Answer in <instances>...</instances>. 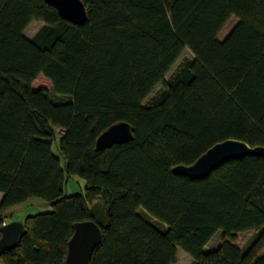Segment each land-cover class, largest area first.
I'll use <instances>...</instances> for the list:
<instances>
[{
	"label": "trees",
	"instance_id": "16d2710c",
	"mask_svg": "<svg viewBox=\"0 0 264 264\" xmlns=\"http://www.w3.org/2000/svg\"><path fill=\"white\" fill-rule=\"evenodd\" d=\"M81 1L76 25L43 0H0V226L29 199L51 208L22 220L0 264H64L86 220L102 234L89 264H176L178 249L190 264H264V157L202 180L172 171L229 138L264 146V0ZM33 21L43 24L28 38ZM39 75L50 90L32 88ZM119 121L133 140L96 150ZM56 142L83 193L64 194Z\"/></svg>",
	"mask_w": 264,
	"mask_h": 264
},
{
	"label": "water",
	"instance_id": "95a60500",
	"mask_svg": "<svg viewBox=\"0 0 264 264\" xmlns=\"http://www.w3.org/2000/svg\"><path fill=\"white\" fill-rule=\"evenodd\" d=\"M54 6L61 19L82 25L87 20V11L81 0H43ZM133 140L131 126L124 121L116 122L102 131L95 140L96 150ZM247 156L264 157V146H250L244 141L229 138L207 149L190 165H176L173 173L192 180L205 179L211 171L226 162ZM24 229L22 221H10L0 226V250L14 247ZM102 234L92 220L73 224V234L67 242L64 264H89L91 254L101 242Z\"/></svg>",
	"mask_w": 264,
	"mask_h": 264
},
{
	"label": "rangeland",
	"instance_id": "374dc122",
	"mask_svg": "<svg viewBox=\"0 0 264 264\" xmlns=\"http://www.w3.org/2000/svg\"><path fill=\"white\" fill-rule=\"evenodd\" d=\"M236 23H237L236 18L234 17L230 18L229 21L226 23V25L223 27V29L220 31L218 38L223 39L231 31V29L236 25ZM42 24L43 23L41 21L31 22L30 25L24 31V35L28 38H31L37 32V30L42 26ZM183 57H191V54L188 51H184L182 56L176 61L173 68L170 70V72L168 73L166 77H168L171 74V72L176 68V66L178 65V63ZM32 88L33 89L43 88V89L50 90L51 82L47 78H45L43 75H39L34 80L32 84ZM159 88H160V85H158L153 90V92L148 96L147 99L153 96ZM52 152L56 156L59 157L61 166L64 170L65 179H66V182L63 188L64 194L70 195L74 193H83L84 192V180L78 175L67 176V174L65 173V160L63 159V157L60 155L58 151L57 142L53 144ZM90 206L93 209H95V207L97 208V206L99 209H102L103 202L101 199H98L97 206H95L94 204H91ZM50 209H51L50 206L45 201L38 199V198H32L26 201L25 203H21L19 205L12 207L11 209H8L6 211V214L12 215L11 221H19L20 219H23L28 215H33L36 213L49 211ZM139 212L143 213L144 211L140 208ZM10 218L11 217H8L9 221H10ZM253 236H254L253 231L239 233L238 238H237V245L240 247L245 246L247 243H249V241L253 238ZM220 238H221V232L217 231L212 236L210 241L207 243L206 249L215 248L220 243ZM178 255L179 257H177L176 264H187L188 263L190 257L185 252L179 249Z\"/></svg>",
	"mask_w": 264,
	"mask_h": 264
},
{
	"label": "crops",
	"instance_id": "0c3cea01",
	"mask_svg": "<svg viewBox=\"0 0 264 264\" xmlns=\"http://www.w3.org/2000/svg\"><path fill=\"white\" fill-rule=\"evenodd\" d=\"M1 197H2V193H0V199H1ZM25 203V202H24ZM19 205V204H18ZM16 206V205H15ZM14 207V206H13ZM12 208V207H11ZM10 208V209H11ZM11 218H10V221L12 220V215L10 216ZM24 219V218H23ZM23 219H20L19 221H22ZM9 220H6L4 223H8V222H10ZM178 251H179V249L177 250V255H178ZM177 257H179V255L177 256ZM191 263V259L189 258V261H188V263L187 264H190Z\"/></svg>",
	"mask_w": 264,
	"mask_h": 264
}]
</instances>
